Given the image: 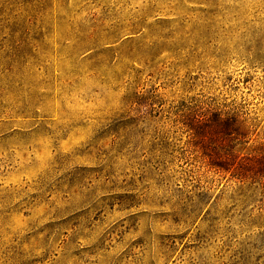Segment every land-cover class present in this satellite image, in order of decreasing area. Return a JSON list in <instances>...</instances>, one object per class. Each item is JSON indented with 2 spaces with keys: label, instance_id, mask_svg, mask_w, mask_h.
<instances>
[{
  "label": "rangeland",
  "instance_id": "1",
  "mask_svg": "<svg viewBox=\"0 0 264 264\" xmlns=\"http://www.w3.org/2000/svg\"><path fill=\"white\" fill-rule=\"evenodd\" d=\"M258 146L264 0H0V264H264Z\"/></svg>",
  "mask_w": 264,
  "mask_h": 264
},
{
  "label": "trees",
  "instance_id": "2",
  "mask_svg": "<svg viewBox=\"0 0 264 264\" xmlns=\"http://www.w3.org/2000/svg\"><path fill=\"white\" fill-rule=\"evenodd\" d=\"M229 133L226 128L218 124L209 130L195 132L193 138L207 140L210 136H227ZM248 139V127L245 122H239L236 140L239 146V152L245 149L244 145ZM199 166L204 167L207 172L214 174H230L232 179L239 183H248L260 190L262 200L259 203V209L264 211V146H258L250 150L246 156L235 157L233 161L211 160L201 161Z\"/></svg>",
  "mask_w": 264,
  "mask_h": 264
}]
</instances>
